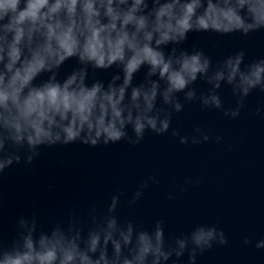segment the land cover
<instances>
[{"label": "clouds", "instance_id": "9594fccd", "mask_svg": "<svg viewBox=\"0 0 264 264\" xmlns=\"http://www.w3.org/2000/svg\"><path fill=\"white\" fill-rule=\"evenodd\" d=\"M261 31L264 0H0V180L57 145L135 147L149 134L169 133L181 145L222 143L200 126L181 134L174 117L198 104L238 119L250 94L264 93V56L246 62L237 49L214 61L203 47L185 45L191 33L246 38ZM224 87L235 98L230 106ZM255 114L264 117V106ZM158 183L155 175L143 178L126 199V215L117 190L103 205L70 207L47 223L21 213L8 234L0 194V264H182L185 256L197 264L228 245L217 223L166 235L164 217L147 227L136 219L135 206ZM199 184L186 178L180 191ZM242 244L264 249V238L245 236Z\"/></svg>", "mask_w": 264, "mask_h": 264}]
</instances>
